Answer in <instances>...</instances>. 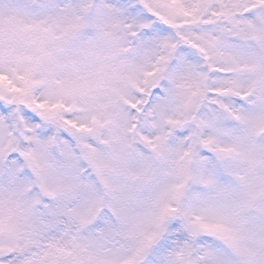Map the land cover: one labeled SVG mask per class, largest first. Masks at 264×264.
I'll return each mask as SVG.
<instances>
[{"label":"snow or ice","instance_id":"1","mask_svg":"<svg viewBox=\"0 0 264 264\" xmlns=\"http://www.w3.org/2000/svg\"><path fill=\"white\" fill-rule=\"evenodd\" d=\"M0 264H264V0H0Z\"/></svg>","mask_w":264,"mask_h":264}]
</instances>
